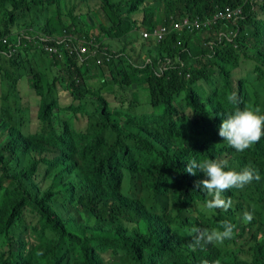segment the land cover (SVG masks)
I'll return each mask as SVG.
<instances>
[{
	"label": "trees",
	"instance_id": "trees-1",
	"mask_svg": "<svg viewBox=\"0 0 264 264\" xmlns=\"http://www.w3.org/2000/svg\"><path fill=\"white\" fill-rule=\"evenodd\" d=\"M227 6L243 7L242 16L206 31L172 32L161 44L142 40V31L172 30L183 18H212ZM218 30L238 34L219 41ZM130 33L146 48L136 67L124 54ZM2 38L11 47L0 48V264H264V136L241 153L218 134L237 107L264 114V0H0ZM44 38L63 58L45 51ZM106 54L111 61L98 65ZM167 59L172 67L162 74L158 63ZM248 60L252 79L235 81ZM24 78L39 105L34 133L18 87ZM199 81H217L213 95L203 98ZM143 89L147 113L137 96H122L119 108L106 97ZM227 90L239 103L226 108L219 92ZM61 91L72 98L63 108ZM78 113L88 117L80 129ZM193 158L250 167L261 179L223 192L227 210L206 212L208 197L196 186L206 177L184 170ZM245 211L253 213L250 223ZM224 221L235 227L223 245L198 246L188 235L193 226L211 230Z\"/></svg>",
	"mask_w": 264,
	"mask_h": 264
},
{
	"label": "clouds",
	"instance_id": "clouds-1",
	"mask_svg": "<svg viewBox=\"0 0 264 264\" xmlns=\"http://www.w3.org/2000/svg\"><path fill=\"white\" fill-rule=\"evenodd\" d=\"M227 100L233 104L239 103L236 93L229 94ZM218 134L230 147L243 153L264 136V114H261L260 108L251 105H245L242 109L237 107L234 112L222 120ZM184 170L192 175L199 171L206 177L197 182L196 185L197 188L204 190L208 197L202 205L206 212H212L216 209L227 210L231 206V201L222 197L223 192L232 188L243 189L253 180L259 181L261 179L259 173L254 172L250 167L238 171L228 168L225 161L217 159L198 161L193 158L187 161ZM253 218L252 212L245 211L243 213L245 223H250ZM234 227L235 225L229 221H224L219 228H212L211 230L193 226L188 231V235L198 246L204 244L223 245L226 240L233 238ZM201 264H209V261L202 260Z\"/></svg>",
	"mask_w": 264,
	"mask_h": 264
},
{
	"label": "rangeland",
	"instance_id": "rangeland-1",
	"mask_svg": "<svg viewBox=\"0 0 264 264\" xmlns=\"http://www.w3.org/2000/svg\"><path fill=\"white\" fill-rule=\"evenodd\" d=\"M26 21H28V19H26ZM102 23H103V25H106L105 19L102 20ZM24 24H27V22L21 21V25H24ZM125 24L127 25L128 23L125 22ZM32 28H33L32 30H34L36 32L39 30V27L37 25H32ZM22 29H24V28H22ZM94 32L96 33L97 30H95ZM126 41L128 42L127 50L128 49L137 50L136 52L130 51V57L132 58V60L133 61L138 60V61H140L141 64H143V59L145 57V51L146 50L141 47L142 46L141 43H138L137 34H135V33L128 34L126 36ZM116 50H114V51H116ZM124 54H128V52H125ZM23 57L25 58L24 53H23ZM253 67H254V61L248 60L245 64L242 65V67L240 69H238V70H236L234 72V80L237 81V80H240V79H247V78L248 79H252ZM95 70H96V68H93L92 73H95L96 72ZM90 81L93 83L94 87L98 88L100 86V81H99V79L97 77H93ZM20 82H21V85L18 86L19 87V91L20 90L22 91L23 101L28 103V106H29V108H27L28 114H27L26 117H27V119L30 118L31 124H30L28 130H29V132L34 133L36 128H37V124H38L37 123V120H38L37 119V114H38L39 105H38V103L35 100L37 98L34 96V93H33L34 91L29 86V80L27 78H24ZM60 87H61V84L58 86L59 91H60ZM196 87H197V91L200 93V95L203 98H206L208 96L213 95V93L216 91V89H217V81H214V83H211L209 85L205 81H199L197 83ZM247 87H248L249 98L252 99L253 96H254V93H255L254 86L247 85ZM228 90L219 92L220 101L223 103V105H225L226 108L230 104V102L228 104L226 102L227 101V96L229 95ZM231 91H232V93H234L233 90H231ZM136 92L137 91H135V92H130V91L121 92V91L118 90L116 92V96H117L118 99H116L115 96L112 95V94H108L107 96L106 95L105 96L108 98V100L111 103L113 108H119L120 107V103H121L120 98L122 96H125L126 97L125 100H127V101H130V100H132V98L137 96L139 98L140 102H141L140 110L142 112H145V113L150 112L152 110V108H151V103L148 102V96L149 95H148L147 90L143 89L141 91V95L139 93H136ZM60 95H61L62 100H63V102L60 100L59 103H58L60 108H63L62 105H65V104L66 105L67 104L70 105L72 103V98H71L69 93H67L65 91H61ZM58 112H60V114ZM186 112L187 113H191L190 110H187ZM56 115L59 116L58 118L61 121H66L68 119V117L61 111L57 110L56 111ZM87 119H88V117L83 116L81 113H78L75 116V119H74L75 126L78 129H80V127H84L86 125V123H87Z\"/></svg>",
	"mask_w": 264,
	"mask_h": 264
},
{
	"label": "built area",
	"instance_id": "built-area-1",
	"mask_svg": "<svg viewBox=\"0 0 264 264\" xmlns=\"http://www.w3.org/2000/svg\"><path fill=\"white\" fill-rule=\"evenodd\" d=\"M243 14V7H232L227 6L224 9L218 11L213 15L212 18L208 17L205 19H190V18H183L182 20L174 23V28L169 30L166 26H159L158 28L154 29L153 32H146L142 31L141 36L143 41L154 40L157 44L163 43L171 34L172 32H186V33H193L196 30L199 31H206L212 29L214 26H218L222 24V22H231L233 19L240 18ZM238 34L237 31H230L225 33L221 30L214 31L213 36L216 40L221 41L222 39L226 38L229 41H232L233 37H236ZM21 38H18V44H20ZM45 51H47L51 56L55 58H63V54L59 51L56 46L48 44L49 38H44L41 40ZM11 47L9 44L8 38L0 39V48L3 46ZM181 45V42L178 43ZM210 45L214 46L215 41L210 42ZM13 53V51H12ZM111 61V57L106 54V57L99 58L97 60L98 65H104V63H109ZM134 67L138 65V60L133 61ZM177 64L180 65L182 68L186 67V64L181 60V57L176 60ZM159 69L163 74L169 68L172 67V61L167 59L165 63H158ZM187 78H190V75H186Z\"/></svg>",
	"mask_w": 264,
	"mask_h": 264
},
{
	"label": "crops",
	"instance_id": "crops-1",
	"mask_svg": "<svg viewBox=\"0 0 264 264\" xmlns=\"http://www.w3.org/2000/svg\"><path fill=\"white\" fill-rule=\"evenodd\" d=\"M142 47V46H141ZM143 49H145L146 50V48H143ZM130 51H131V49H128L127 50V52H128V54L130 55ZM146 61H148V58H147V60Z\"/></svg>",
	"mask_w": 264,
	"mask_h": 264
}]
</instances>
